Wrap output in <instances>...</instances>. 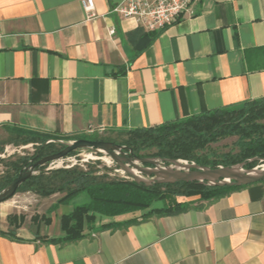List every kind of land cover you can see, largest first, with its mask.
<instances>
[{
    "label": "crops",
    "instance_id": "crops-1",
    "mask_svg": "<svg viewBox=\"0 0 264 264\" xmlns=\"http://www.w3.org/2000/svg\"><path fill=\"white\" fill-rule=\"evenodd\" d=\"M82 1L0 0V147L18 129L115 142L264 98V0H195L192 16L153 33L112 12L123 0H94L92 17ZM34 196L37 221L10 225L2 207L0 264H264V181L218 200L178 196L169 214L160 201L96 215L76 241L62 217L89 197L52 209L63 195Z\"/></svg>",
    "mask_w": 264,
    "mask_h": 264
},
{
    "label": "trees",
    "instance_id": "trees-1",
    "mask_svg": "<svg viewBox=\"0 0 264 264\" xmlns=\"http://www.w3.org/2000/svg\"><path fill=\"white\" fill-rule=\"evenodd\" d=\"M263 120L264 98L241 105L207 110L198 115L161 125L132 129L126 132L127 139L123 144L140 157L184 160L209 168L232 167L246 163V169H253L260 160L264 159ZM14 133L13 141L17 144H39V146L34 155L21 157L10 164L12 174L0 178V192L9 186L31 161H35L37 156L42 158L62 150L61 146L47 143L49 140H60V138L21 129L15 130ZM232 136L238 138L236 153L229 152L214 156L213 153H207L212 143ZM65 139L75 141L83 138ZM92 141L109 140L99 138ZM3 151L4 148L0 147V154ZM143 151L154 152L142 154ZM255 158L258 160L249 162ZM89 167V169L60 168L48 172L40 168L39 173L24 182L18 190L41 197L63 195L52 209L69 203L80 194L89 197L88 203L75 207L70 214L62 217L61 227L66 234L65 241L82 238L85 223L92 222L96 215L119 217L136 214L152 208L154 203L160 201L166 205L161 213L169 214L175 209H181L176 202L178 196H198L204 200H218L242 187L209 186L206 182L146 186L131 179L111 177L106 172L107 169L101 171L96 167ZM44 217L49 223L50 219ZM25 218V215L11 214L8 216V222L17 226L22 224ZM32 220L37 221L38 216L33 217Z\"/></svg>",
    "mask_w": 264,
    "mask_h": 264
},
{
    "label": "water",
    "instance_id": "water-1",
    "mask_svg": "<svg viewBox=\"0 0 264 264\" xmlns=\"http://www.w3.org/2000/svg\"><path fill=\"white\" fill-rule=\"evenodd\" d=\"M63 149L55 154L31 161L19 175L0 192V204L12 199L18 192L20 186L28 179L39 173L38 169L44 168L48 164L68 158L72 153L80 149H93L99 153L107 154L113 162L131 180L142 183L146 186L155 184H174L177 182H200L209 186H246L264 181V167L260 169L244 170L246 163L234 165L232 167L209 168L199 166L195 163H188L183 160H163L160 158H146L136 156L127 146L119 145L109 141H92L79 139L69 143L58 141ZM257 158L250 160L253 162ZM264 162L263 160H260ZM185 163V164H183ZM139 164L141 166H139ZM137 173L134 174L131 170ZM50 171V170H49Z\"/></svg>",
    "mask_w": 264,
    "mask_h": 264
},
{
    "label": "rangeland",
    "instance_id": "rangeland-1",
    "mask_svg": "<svg viewBox=\"0 0 264 264\" xmlns=\"http://www.w3.org/2000/svg\"><path fill=\"white\" fill-rule=\"evenodd\" d=\"M264 123V120L262 121ZM113 140H115L114 143L119 145H124V141L127 139L126 132L124 134H120L117 136H111ZM109 137V138H111ZM84 139L88 140H94L103 138L98 135H86L83 136ZM108 136H104V139H107ZM62 142L69 143L72 141H67L66 139L62 138L60 139ZM60 140H52L53 144H56L58 146H61L62 144L58 141ZM237 137H227L220 139L216 143H212L210 145V149L207 153H213L212 155H222L226 153H236L237 152ZM39 144H28V145H22L17 144L15 141L11 140V142L5 146L4 151L0 154V178L6 177L8 174H12L11 172V166L10 164L14 161H17L21 157H30L34 155L37 151ZM154 151H143L142 154H152ZM74 161L77 162V164L74 167H80L83 169H89V166L96 167L100 169L101 171H106L111 177H122L130 179L126 174L121 172L119 167L116 165L115 162L112 161V159L105 153H99L93 149L85 148L80 149L76 152H74L72 155H70ZM145 157V156H144ZM151 158V157H146ZM184 161V160H183ZM188 162V161H185ZM190 163V162H188ZM57 164H48L44 166V169L46 172L49 171L50 168L56 166ZM139 166H141L139 164ZM264 167V162H259V164L254 167L253 169H260ZM244 170H249L244 167ZM38 174V173H37ZM140 176H143L142 174L138 173ZM144 177V176H143ZM147 178V177H144ZM45 201L43 199H40L38 197H35L34 194H27V192L19 191L17 194L7 202L0 204V212L2 207H10L11 209L9 212L11 214H19V215H29V216H41L43 212H45ZM8 211V210H7ZM38 212L40 214H38Z\"/></svg>",
    "mask_w": 264,
    "mask_h": 264
},
{
    "label": "built area",
    "instance_id": "built-area-1",
    "mask_svg": "<svg viewBox=\"0 0 264 264\" xmlns=\"http://www.w3.org/2000/svg\"><path fill=\"white\" fill-rule=\"evenodd\" d=\"M194 3L195 0H123L112 9V12L123 19L135 20L139 27L146 32L153 33L173 26L187 16H192ZM82 6L90 17L94 16V0H83ZM114 33L113 29L110 30L111 35ZM52 142L49 140L47 143ZM52 164L57 165L49 170L70 169L77 162L69 156Z\"/></svg>",
    "mask_w": 264,
    "mask_h": 264
},
{
    "label": "bare ground",
    "instance_id": "bare-ground-1",
    "mask_svg": "<svg viewBox=\"0 0 264 264\" xmlns=\"http://www.w3.org/2000/svg\"><path fill=\"white\" fill-rule=\"evenodd\" d=\"M183 164H185V163H183ZM131 171H132L134 174H137V175H138V173H137L136 170L132 169ZM121 172H122V171H121Z\"/></svg>",
    "mask_w": 264,
    "mask_h": 264
},
{
    "label": "flooded vegetation",
    "instance_id": "flooded-vegetation-1",
    "mask_svg": "<svg viewBox=\"0 0 264 264\" xmlns=\"http://www.w3.org/2000/svg\"><path fill=\"white\" fill-rule=\"evenodd\" d=\"M61 148L63 149V146H61Z\"/></svg>",
    "mask_w": 264,
    "mask_h": 264
}]
</instances>
